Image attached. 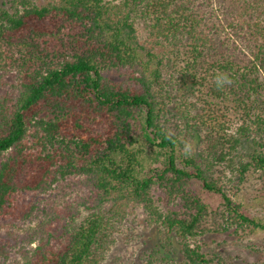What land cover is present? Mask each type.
<instances>
[{
    "label": "trees",
    "instance_id": "obj_1",
    "mask_svg": "<svg viewBox=\"0 0 264 264\" xmlns=\"http://www.w3.org/2000/svg\"><path fill=\"white\" fill-rule=\"evenodd\" d=\"M134 211L123 264L264 234V0H0V219L44 217L22 264H108Z\"/></svg>",
    "mask_w": 264,
    "mask_h": 264
},
{
    "label": "rangeland",
    "instance_id": "obj_2",
    "mask_svg": "<svg viewBox=\"0 0 264 264\" xmlns=\"http://www.w3.org/2000/svg\"><path fill=\"white\" fill-rule=\"evenodd\" d=\"M200 196L202 201L211 207L218 205L220 201L219 198L204 192L200 193ZM29 199L27 198L23 202ZM33 200L38 203L37 199ZM238 201L241 202V200ZM43 221V216L31 222L0 219V240L8 247L7 259L3 261V264H22V253L36 246V242L30 244V241L38 238L41 234ZM148 232L150 231L145 229L142 214L139 211H134L124 221L122 232L116 236L115 243L108 250L106 262L108 264L125 263L131 255L143 247ZM217 243L222 249L220 254L225 256L227 251L236 254L230 257L232 258L231 264H264V234H252L243 238L222 235L217 238ZM209 246L211 249L216 248L215 244H209Z\"/></svg>",
    "mask_w": 264,
    "mask_h": 264
}]
</instances>
